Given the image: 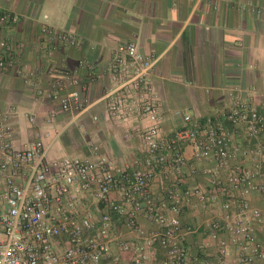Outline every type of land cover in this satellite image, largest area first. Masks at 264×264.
Returning a JSON list of instances; mask_svg holds the SVG:
<instances>
[{
    "label": "built area",
    "instance_id": "2783aa9c",
    "mask_svg": "<svg viewBox=\"0 0 264 264\" xmlns=\"http://www.w3.org/2000/svg\"><path fill=\"white\" fill-rule=\"evenodd\" d=\"M19 20L17 13L0 8V74L16 65L20 44L9 30ZM40 32L44 54L78 45L73 34L49 25L43 24ZM158 60L141 53L134 43L120 44L102 97L108 119L139 140L142 156L134 169L96 156V148L92 159L66 156L51 161L41 140L16 147L7 113H0V264H100L116 240L111 215L138 231L139 214L154 229L143 244L118 245L119 251L136 254L134 264H143L145 251L155 244L163 255L157 264L264 263V110L251 101L232 99L217 116L198 119L184 113L180 129L163 133L151 84ZM19 74L25 80L35 75ZM59 74L46 96L58 101L61 112L85 111L86 101L63 94L77 81L65 70ZM244 138L254 143L252 148L241 145ZM186 147L191 159L210 164L200 171L190 165ZM245 161L250 167H244ZM159 174L173 175V183L155 195L151 187ZM199 174L205 187H180L182 178ZM253 194L263 208L250 204ZM216 206L220 213L205 221L203 237L193 245L191 256L186 236L199 229L181 224L183 210ZM99 207L107 212L97 215Z\"/></svg>",
    "mask_w": 264,
    "mask_h": 264
},
{
    "label": "crops",
    "instance_id": "0c3cea01",
    "mask_svg": "<svg viewBox=\"0 0 264 264\" xmlns=\"http://www.w3.org/2000/svg\"><path fill=\"white\" fill-rule=\"evenodd\" d=\"M0 8L20 16L9 30L20 49L15 67L0 74V113H7L6 124L13 131L16 147L41 140L48 146V160L92 159L94 148L96 156L129 169L140 160L139 140L131 130L108 119L102 101L110 86L113 54L120 44L134 43L144 55L159 59L151 84L163 133L180 129L184 113L198 119L217 116L232 99L251 101L264 110V0H0ZM43 24L73 34L78 45L44 54ZM60 70L77 81L63 94H76L86 101L85 111L61 112L58 101L46 96ZM19 71H32L34 78L25 80ZM51 113L54 118L49 117ZM253 144L245 138L241 142L244 148ZM184 154L199 171L210 164L191 159L189 147ZM244 167L250 163L245 161ZM172 179L173 175L159 174L151 192L162 195ZM181 180L182 188L206 186L200 174ZM249 201L263 208L256 194ZM105 212L99 207L97 215ZM219 213L217 206L208 211L184 208L181 224L199 229L186 236L191 256L193 245L203 237V224ZM111 216L116 240L110 244V256L100 264H134L136 254L119 251V242L143 244L154 226L139 214V230L134 231ZM144 255L143 264H157L163 256L157 244Z\"/></svg>",
    "mask_w": 264,
    "mask_h": 264
}]
</instances>
